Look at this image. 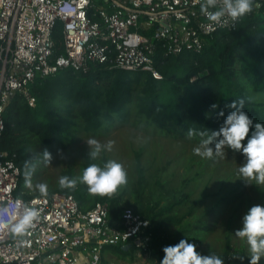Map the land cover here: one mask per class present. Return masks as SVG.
I'll return each mask as SVG.
<instances>
[{
	"label": "trees",
	"instance_id": "trees-1",
	"mask_svg": "<svg viewBox=\"0 0 264 264\" xmlns=\"http://www.w3.org/2000/svg\"><path fill=\"white\" fill-rule=\"evenodd\" d=\"M257 1L259 5L253 6L231 28H221L212 36H204L202 50L198 53L182 48L178 53L165 54L164 49L157 47L153 63L160 79L142 70L94 64L83 72L65 67L54 76L37 78L28 90L34 95V106H29L21 94H15L3 113L5 123L0 135V151L12 157L19 167L17 193H22L23 197L53 192L70 194L83 210L90 209L96 202H104L108 205L109 221L117 220L124 208H131L150 222L154 239L148 259H160L164 254L163 246L177 243L184 231H193L196 227V224L190 227L187 221L180 223V218L170 214L176 205L187 199L185 195L176 197L174 194L173 201L159 212H153L150 205L128 203L122 206L120 196L115 193L91 194L83 183L75 188H62L58 180L54 187H47V192L41 193L35 186L27 188L24 162L35 163L31 153L39 148L52 149L55 144L65 147L80 133L100 135L124 123L138 128L150 127L174 138L200 141L203 139L200 131L207 134L219 127L223 117L217 112L226 102L241 97L249 115L264 123V1ZM62 27L58 20L52 29L55 54L63 53ZM227 111L229 109L225 108V114ZM189 129H193L191 136ZM105 160L108 159L104 154L95 161L84 154L77 171L68 166L60 176H78L89 163ZM135 169L142 188L144 176L138 162ZM167 224L178 225V232L165 235ZM106 248L117 258L132 254L119 245ZM247 256L248 252L231 257L227 252L220 255L224 264H249Z\"/></svg>",
	"mask_w": 264,
	"mask_h": 264
},
{
	"label": "built area",
	"instance_id": "built-area-1",
	"mask_svg": "<svg viewBox=\"0 0 264 264\" xmlns=\"http://www.w3.org/2000/svg\"><path fill=\"white\" fill-rule=\"evenodd\" d=\"M202 2L0 0V135L5 107L15 94L35 105L28 90L37 78L54 76L65 67L83 72L94 64H110L160 79L153 63L157 47L165 54L182 48L198 53L204 36L229 29L240 19L227 14L210 19L201 11ZM58 20L63 25L61 54L54 53L52 39ZM19 176L12 157L0 151V264H102L106 246L117 245H128L126 251L135 257L148 256L154 239L150 222L131 208L109 221L104 202L83 210L70 194L23 197L17 193ZM18 200L39 209V218L23 235L11 231Z\"/></svg>",
	"mask_w": 264,
	"mask_h": 264
},
{
	"label": "rangeland",
	"instance_id": "rangeland-1",
	"mask_svg": "<svg viewBox=\"0 0 264 264\" xmlns=\"http://www.w3.org/2000/svg\"><path fill=\"white\" fill-rule=\"evenodd\" d=\"M90 138L101 144L111 141L110 147L102 150L101 155L119 161L127 172V183L114 192L120 196L122 206L128 203L150 205L153 212H159L174 200V194L176 197L185 195L187 199L176 205L170 214L180 218V223L187 221L190 227L193 224L196 227L193 231H184L181 236L192 240L203 254L220 256L227 252L231 257L248 252L246 241L237 236L235 230L241 226V217L251 205L264 204V183L257 184L252 180L245 184L243 179L247 178L238 171L242 156L227 146L219 154L206 158L193 151L194 147H203L199 140L174 138L150 127L118 124L100 135L80 133L72 144L65 147L55 144L48 149L52 153L49 162L44 160V149L31 153L36 169L32 187L27 188L33 189L40 182L49 188L54 187L63 169L72 166L77 171L84 154H88L92 147L87 144ZM137 162L143 170L142 188L137 182ZM176 232L178 225L164 226L165 235L171 236ZM105 254L107 262L113 264H159L162 258L149 260L147 256L129 254V257L114 259L111 249H107ZM260 264H264V259Z\"/></svg>",
	"mask_w": 264,
	"mask_h": 264
},
{
	"label": "clouds",
	"instance_id": "clouds-1",
	"mask_svg": "<svg viewBox=\"0 0 264 264\" xmlns=\"http://www.w3.org/2000/svg\"><path fill=\"white\" fill-rule=\"evenodd\" d=\"M252 7V0H223L219 6L217 0H204L200 5L201 11L213 20H219L225 14L236 20L251 11ZM244 103L242 97L226 102L224 108L217 112L218 116L223 117L219 127L209 130L207 134L200 131L199 135L203 137L200 145L203 147H194L193 151L202 157L212 158L227 146V149L242 156L238 171L242 177L247 178L243 179L245 184H249L252 180L257 184L264 183V123L249 115L244 109ZM212 106L216 107V105ZM225 108L229 109L226 114ZM192 134L193 129H189L188 135ZM87 144L92 146L88 156L95 161L102 150L110 147L111 141L101 144L95 138H90ZM43 155L45 162L52 159V153L47 148L43 150ZM35 169V163L30 160L24 162L23 175L28 187H32L31 177ZM78 183L86 184L91 194H111L119 186L127 183V172L119 161L108 159L102 163H89L78 176L59 177V185L62 188H75ZM35 187L41 193L47 192L46 183H37ZM16 208L17 211L13 215L18 219L12 224L11 231L13 234L23 235L32 227L33 221L39 218V209L22 205L19 200ZM235 233L248 245L249 264H260L264 259V204L251 205L243 213L241 226L235 230ZM162 251L164 254L159 264H224L220 256L199 252L197 245L186 237H182L175 244L163 246Z\"/></svg>",
	"mask_w": 264,
	"mask_h": 264
},
{
	"label": "crops",
	"instance_id": "crops-1",
	"mask_svg": "<svg viewBox=\"0 0 264 264\" xmlns=\"http://www.w3.org/2000/svg\"><path fill=\"white\" fill-rule=\"evenodd\" d=\"M106 250H107V248H106V249H104L103 256H102V257H103V259H105V260L107 259V257H106V255H107V254H105V251H106ZM112 256H113V255H112ZM113 258L115 259V258H116V256H115V257L113 256ZM121 258H122V257H121ZM103 259H102V260H103ZM106 262H107V260H106ZM106 262H105V263L103 262V263H104V264H107L108 262H107V263H106ZM103 263H102V264H103ZM110 263H111V262H109L108 264H110Z\"/></svg>",
	"mask_w": 264,
	"mask_h": 264
},
{
	"label": "water",
	"instance_id": "water-1",
	"mask_svg": "<svg viewBox=\"0 0 264 264\" xmlns=\"http://www.w3.org/2000/svg\"><path fill=\"white\" fill-rule=\"evenodd\" d=\"M127 248H128V245H126V246L123 247L124 250H127Z\"/></svg>",
	"mask_w": 264,
	"mask_h": 264
}]
</instances>
